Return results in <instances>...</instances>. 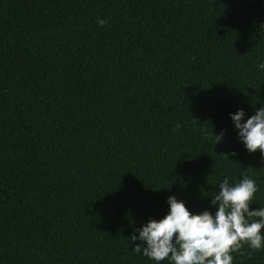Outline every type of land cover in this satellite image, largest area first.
Returning <instances> with one entry per match:
<instances>
[{
  "label": "trees",
  "instance_id": "obj_1",
  "mask_svg": "<svg viewBox=\"0 0 264 264\" xmlns=\"http://www.w3.org/2000/svg\"><path fill=\"white\" fill-rule=\"evenodd\" d=\"M261 59L264 0H0V264H153L133 227L242 171L264 206L230 119L264 105Z\"/></svg>",
  "mask_w": 264,
  "mask_h": 264
},
{
  "label": "clouds",
  "instance_id": "obj_2",
  "mask_svg": "<svg viewBox=\"0 0 264 264\" xmlns=\"http://www.w3.org/2000/svg\"><path fill=\"white\" fill-rule=\"evenodd\" d=\"M96 22L104 25L107 21L97 17ZM257 68L264 71V59L258 61ZM230 119L238 141L249 153L258 149L264 160V105L250 115L238 108L230 113ZM224 137L223 130L215 133V143ZM257 191L255 180L242 171L238 180L230 182L225 175L219 181L209 201L214 211H191L183 200L170 194L166 197L168 210L162 216L149 217L133 227L128 242L140 243H134L131 250L153 264L165 259L169 264H232V253L242 245L251 250L264 248V206L250 208Z\"/></svg>",
  "mask_w": 264,
  "mask_h": 264
}]
</instances>
